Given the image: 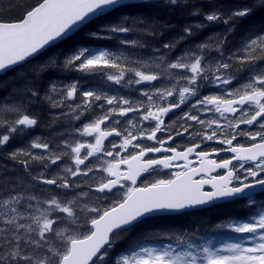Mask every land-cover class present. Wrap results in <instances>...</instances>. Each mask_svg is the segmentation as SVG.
<instances>
[{
  "label": "snow or ice",
  "instance_id": "1",
  "mask_svg": "<svg viewBox=\"0 0 264 264\" xmlns=\"http://www.w3.org/2000/svg\"><path fill=\"white\" fill-rule=\"evenodd\" d=\"M206 2L207 10L197 0H34L11 5L14 16L0 9V73L96 20L105 22L84 35L123 49L57 50L0 99V154L42 126L37 101L56 110L43 124L51 135L4 155L22 174L0 165V264H264V199H256L264 192V0ZM151 6L202 19L152 46L136 37L156 40L176 25L139 11ZM216 24L223 29L193 40ZM145 48L147 59L133 57ZM50 71L57 75L42 93L37 80ZM161 170L172 178L137 186ZM234 199L248 214L216 227L244 234L237 242L216 246L187 229L136 231L161 213Z\"/></svg>",
  "mask_w": 264,
  "mask_h": 264
},
{
  "label": "trees",
  "instance_id": "2",
  "mask_svg": "<svg viewBox=\"0 0 264 264\" xmlns=\"http://www.w3.org/2000/svg\"><path fill=\"white\" fill-rule=\"evenodd\" d=\"M199 4L202 5V7L207 10L208 8L212 7V4H209L206 2V0H197ZM240 0H214V3L221 4L224 6H231L236 3H239ZM34 3V0H0V9H6L11 11V5L19 4V5H31ZM137 4H144V5H152L154 2H148V3H137ZM184 10L186 12H184ZM18 9L15 11H11V15L18 14ZM145 16H154L159 18L162 21H167L170 24L176 25L175 28L171 29L172 32L174 29L177 28L178 35L180 34V29L186 24L185 20H189L191 22H197L201 18H198V16H190L187 15L188 9H182L180 7H159V6H151V7H144L142 9H139ZM117 13H113L112 16L107 17L106 19H115ZM200 17V16H199ZM104 20H96L94 23L90 24L88 28L95 30L96 26L98 24L104 23ZM221 25V30L223 29V25ZM170 34H169V33ZM169 34L170 38L174 37L173 33L171 31H166L164 33ZM160 36V39L152 40L151 38L145 39L139 37L141 42L144 43H151L157 44V43H163L165 41V35ZM172 34V35H171ZM124 36L125 34H121ZM208 35V28L201 31L200 38L201 41H204L205 37ZM163 37V38H162ZM87 38L84 35V31L80 32L78 35H75L72 40L65 41L58 43L56 47H51L47 49L45 52H43L42 55L39 57L32 59L30 62L26 63L25 65L21 67H17L10 71L8 74L4 75L0 78V99H3L6 94H10L11 90L19 88L21 80L25 77V81L32 79L33 77V69L35 66L40 64L45 60L46 57L50 56L52 53L56 52L57 50L63 49L67 51L69 48H71L72 45L75 44L76 41ZM137 38V37H136ZM229 39H232L230 37ZM92 42H102L107 45L113 46L114 42L111 40H93L89 39ZM48 73L46 75H43L41 78L37 80V83L40 85V87H43L45 82L49 81V78H47ZM48 105V104H47ZM45 103H41L40 101H37L36 104H34V110L38 112L45 113ZM42 121V126L36 127L31 132L28 133V135H25L23 139H15L11 142V144L3 150V154H0V165H7L10 176H16L17 174H22L23 169L17 168L15 166V162L7 160L4 158V155H6L7 152H10L13 150V148L21 146L25 141L29 140L31 137H34L38 134L47 135L45 131V127H43V124L48 122V119L46 120L43 117H40ZM36 130V131H35ZM9 148V149H8ZM249 210L244 207L241 203H234L229 205H216L214 207L210 208H204L192 212H186L177 216H167L165 219H155L149 221L150 225L143 224L141 225L142 229L144 228H153L156 230H167L170 233H176L180 232L184 229H187L189 231L195 230L199 236L205 235L206 232H209L208 235H212L213 233H218L217 227L215 226L218 222L226 219L227 217L235 216L242 214L246 216L248 214ZM137 231V229H136ZM207 235V236H208Z\"/></svg>",
  "mask_w": 264,
  "mask_h": 264
},
{
  "label": "flooded vegetation",
  "instance_id": "3",
  "mask_svg": "<svg viewBox=\"0 0 264 264\" xmlns=\"http://www.w3.org/2000/svg\"><path fill=\"white\" fill-rule=\"evenodd\" d=\"M236 85L234 84L233 87H235ZM206 93V92H205ZM208 94V92H207ZM180 113H177V115H179ZM175 116H169L168 120L169 122L174 120ZM150 143V142H149ZM176 143H181V140H177ZM207 151L208 149H202ZM150 158H157V154H151ZM211 158H216L215 156L211 157ZM220 158H228V154H222ZM194 159V157H193ZM220 171V170H218ZM166 172H168V170H161L160 172H153L151 174H142L141 177H139L138 179V186H143L146 182H154L155 180L159 179L160 177L162 178ZM222 174V173H221ZM168 175H165L163 178H165ZM262 194V193H261Z\"/></svg>",
  "mask_w": 264,
  "mask_h": 264
},
{
  "label": "water",
  "instance_id": "4",
  "mask_svg": "<svg viewBox=\"0 0 264 264\" xmlns=\"http://www.w3.org/2000/svg\"><path fill=\"white\" fill-rule=\"evenodd\" d=\"M139 1H147V0H125V2L126 3H129V2H139ZM30 59V58H29ZM28 60V59H27ZM21 63H23V62H21ZM20 63V64H21ZM19 65V64H18ZM15 67V66H14ZM1 74V73H0ZM206 186V185H205ZM204 186V187H205ZM221 201H223V200H220V201H216L215 203H218V202H221ZM212 205V204H211ZM207 206H209V205H207ZM202 207V206H201ZM188 209H190V208H188ZM166 214H168V213H166Z\"/></svg>",
  "mask_w": 264,
  "mask_h": 264
},
{
  "label": "rangeland",
  "instance_id": "5",
  "mask_svg": "<svg viewBox=\"0 0 264 264\" xmlns=\"http://www.w3.org/2000/svg\"><path fill=\"white\" fill-rule=\"evenodd\" d=\"M222 242H225V241H220L219 243H212L213 245H216V246H219V244L220 243H222ZM227 242H237V239H233V240H231V241H227Z\"/></svg>",
  "mask_w": 264,
  "mask_h": 264
},
{
  "label": "bare ground",
  "instance_id": "6",
  "mask_svg": "<svg viewBox=\"0 0 264 264\" xmlns=\"http://www.w3.org/2000/svg\"><path fill=\"white\" fill-rule=\"evenodd\" d=\"M176 29H177V28H176ZM164 33H165V32H164ZM164 33H163V34H164ZM168 33H169V32H168ZM169 34H170V33H169ZM164 35H165V34H164ZM165 36H166V35H165ZM162 38H163V37H162ZM171 38H172V37H171ZM35 131H36V130H35ZM8 149H9V148H8Z\"/></svg>",
  "mask_w": 264,
  "mask_h": 264
}]
</instances>
